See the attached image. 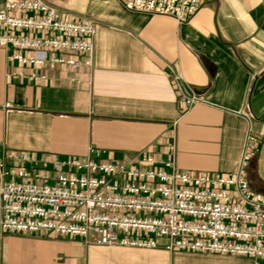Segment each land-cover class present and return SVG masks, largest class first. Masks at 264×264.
I'll return each mask as SVG.
<instances>
[{
	"label": "crops",
	"instance_id": "crops-1",
	"mask_svg": "<svg viewBox=\"0 0 264 264\" xmlns=\"http://www.w3.org/2000/svg\"><path fill=\"white\" fill-rule=\"evenodd\" d=\"M45 1L62 18L95 21L92 63L30 67L47 75L34 82L13 75L22 67L0 47V157L46 169L97 148L127 163L153 155L191 173H233L252 127L259 151L245 169L264 193V0H213L183 22L130 11L121 0ZM185 93L199 99L188 103ZM0 264L264 260L99 245L42 231L0 233Z\"/></svg>",
	"mask_w": 264,
	"mask_h": 264
},
{
	"label": "built area",
	"instance_id": "built-area-1",
	"mask_svg": "<svg viewBox=\"0 0 264 264\" xmlns=\"http://www.w3.org/2000/svg\"><path fill=\"white\" fill-rule=\"evenodd\" d=\"M211 1L121 0L130 11L178 22ZM96 32L92 19L62 18L45 0H0V47L9 51L10 64L22 67L14 76L40 82L47 75L28 68L91 65ZM183 99L192 103L199 96ZM258 151L250 127L233 173H191L153 155L127 163L97 148L85 159L56 158L46 169L0 157V233L50 231L99 245L264 260V193L245 169Z\"/></svg>",
	"mask_w": 264,
	"mask_h": 264
}]
</instances>
